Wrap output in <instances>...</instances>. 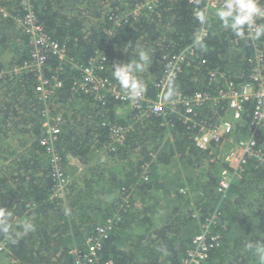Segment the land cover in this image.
Masks as SVG:
<instances>
[{"label": "trees", "instance_id": "16d2710c", "mask_svg": "<svg viewBox=\"0 0 264 264\" xmlns=\"http://www.w3.org/2000/svg\"><path fill=\"white\" fill-rule=\"evenodd\" d=\"M125 1L0 0V6L16 15L24 14L30 4L46 32L67 48L75 63L88 65L97 52L104 53L103 74L112 80L113 62L130 61L137 44L154 45L153 64L143 77L151 98L157 93L154 82L166 65L164 56H174L189 45L195 54H188L172 82L178 92L216 93L219 84L211 80L212 70L234 83L249 79L254 44L224 29L215 11L209 12L207 24L201 26L194 19L190 0H159L154 10L143 9L137 19L114 26L111 13L132 10L141 0ZM204 26L208 33L200 47L194 34ZM12 28H17L14 19L0 13V54L10 42L6 29ZM20 40L22 46L14 50L8 66L4 67L0 56V69L31 59L28 35L22 33ZM59 67L58 58L49 55L45 75L56 73L62 81L51 100L43 101L36 93L33 72L0 79V206L13 207L18 219L34 217L37 226L15 244L0 235V242L6 244L0 250V264H74L71 250L85 249L96 225L115 214V224L101 249L103 260L181 264L194 236L216 214L210 229L220 235L219 242L203 264H257L243 246L247 240L264 236V155L248 158L243 176L223 194L218 186L222 169H231L223 156L228 146L225 150L215 142L208 149L197 146L198 129L184 122L182 106L179 112L169 109L167 114L140 119L134 109L121 116L116 110L124 103L114 97L102 102L76 91L74 81L80 71L70 62L56 72ZM254 105L253 100L246 103L233 135L244 139L256 133L264 154V127L253 123ZM45 108L62 112L64 118L57 146L71 178L65 196L52 197L49 157L39 144ZM196 112L210 121L224 114L210 102L198 106ZM108 123L130 125V129L114 150L104 151L110 140ZM10 136L14 149L5 142ZM28 137L30 146L19 153ZM11 155L15 157L10 160Z\"/></svg>", "mask_w": 264, "mask_h": 264}, {"label": "built area", "instance_id": "2783aa9c", "mask_svg": "<svg viewBox=\"0 0 264 264\" xmlns=\"http://www.w3.org/2000/svg\"><path fill=\"white\" fill-rule=\"evenodd\" d=\"M158 2L159 0H141L135 4L132 10L113 12L109 15V18L114 26L127 24L131 19H137L143 9L154 10ZM191 3L195 9L197 4L194 0ZM219 3L220 0H199V6H207L209 12L215 11ZM0 13L5 17L11 15L17 28L28 35L31 47V59L21 65L0 69V79L22 71L33 72L37 77L36 93L43 101L51 100V95L56 88L62 85V81L56 73V75L51 76L45 75L47 61L49 55L52 54L58 58L60 63V67L56 69V72L69 62L80 71V78L74 81V89L76 91H83L102 102L106 97H114L124 103L130 111L131 109L136 110L137 119L152 114H167L169 109L179 112V106H182L184 108V122L192 123V126H196L198 129L195 137L197 146L201 149H208L212 142L219 144L220 150L228 146L223 156L225 161L230 163L231 169H222L218 186L219 192L223 194L229 190L231 183L235 179L243 176L248 158L253 156L263 157L264 154L258 146L259 137L256 136V133L254 134L253 132L244 139H236L233 135L234 124L242 118L246 103L250 100L255 103L253 123L259 128L264 127L263 40L252 41L254 51L250 56V75L249 79L244 82L234 83L232 80H226L224 73L212 70L210 78L219 84L216 93L196 91L187 95L178 92V95L173 97L170 102H165L163 97L168 90V82L170 80L173 82L174 78L182 70V63L188 54H195L194 46L189 45L174 56L169 54L164 56L166 65L163 67L162 74L158 80L154 82L157 93L153 98L145 94L143 99L130 101L122 98L123 94L119 90L118 83L108 75L103 74L105 71L103 62L106 60L104 53L97 52L88 65L77 64L73 58L69 57L67 48L46 32L30 4L26 5L24 14L13 15L5 7L1 6ZM199 31L203 38L208 33L205 26L200 28ZM109 32L111 33V31ZM206 102L216 105L217 108L224 111V114H219L215 121H210L208 118L198 115L196 108ZM217 112L219 111L217 110ZM42 114L44 121L39 144L45 149L49 157L50 174L53 180L52 197L65 196L71 178L66 172L64 158L57 146L62 131L61 126L64 122L63 114L61 112L54 113L51 108L43 109ZM107 125L109 127L110 140L104 145V151L114 150L118 144L124 141L125 135L130 129V125L125 126L117 123H108ZM124 202L126 201L124 200ZM115 219V216H111L105 222L97 224L93 233L87 238L85 249L73 248L71 250L74 256V264H118L111 258L103 260L100 255L104 241L115 224ZM215 221L216 214H212L203 224L201 232L194 236L192 246L182 258L181 264H203L205 262L210 250L215 247L220 238L219 234L212 232L210 229L211 223H215ZM5 247L6 244L0 242V250Z\"/></svg>", "mask_w": 264, "mask_h": 264}, {"label": "clouds", "instance_id": "9594fccd", "mask_svg": "<svg viewBox=\"0 0 264 264\" xmlns=\"http://www.w3.org/2000/svg\"><path fill=\"white\" fill-rule=\"evenodd\" d=\"M194 2L197 4V7L193 9L194 19L201 26L206 25L209 16L208 7H200L199 0ZM214 16L218 18L223 28L230 30L236 38L250 41H259L264 38V22H261L264 21V0H220L215 8ZM194 42L203 47V35L200 31L194 34ZM155 50L154 45L146 47L137 44L130 61L112 63V77L118 83L119 90L123 94L122 98L130 101L143 99L147 92V84L143 77L146 72H150ZM177 95L178 90L170 80L163 99L165 102H170ZM65 214H70V209L67 207ZM114 216L117 217L116 214ZM36 227L34 217L18 219L13 207L0 206V235L11 243L15 244L35 232ZM260 237V239L247 240L243 247L244 251L256 257L257 264H264V236Z\"/></svg>", "mask_w": 264, "mask_h": 264}, {"label": "crops", "instance_id": "0c3cea01", "mask_svg": "<svg viewBox=\"0 0 264 264\" xmlns=\"http://www.w3.org/2000/svg\"><path fill=\"white\" fill-rule=\"evenodd\" d=\"M6 35L8 36L9 38V45L7 47V49L5 48L4 49V53L0 54V56L2 57L3 59V63H4V67L8 66L9 65V61H10V58L13 57L14 55V50L17 48V47H21L22 46V43H21V35H22V31L18 28H12V29H6ZM121 107H119L116 112L123 116L124 114L121 112ZM129 112H130V109L128 108ZM2 124H5V123H2ZM17 138H19V136H17ZM5 142L7 143L6 145H8V143H10V146L11 148H15V144H14V140H13V136H10V137H7L5 139ZM28 146H30V141H28V143H26L22 148L19 149V153L24 151ZM11 157H15V156H12ZM72 162L76 165V166H79L80 169L84 168V166H80L78 164V160L76 159H73ZM6 163H8V161H6Z\"/></svg>", "mask_w": 264, "mask_h": 264}, {"label": "rangeland", "instance_id": "374dc122", "mask_svg": "<svg viewBox=\"0 0 264 264\" xmlns=\"http://www.w3.org/2000/svg\"><path fill=\"white\" fill-rule=\"evenodd\" d=\"M123 1H125V0H123ZM113 2H114V1H113ZM125 2L127 3L128 0H126ZM8 11H9V10H8ZM8 18H11V15H8ZM120 109H121V112H122L124 115H126V114L129 113V110H128V108L126 107V105L121 106ZM61 113H62V112H61ZM28 139H29V137L27 138V143H28ZM221 149L225 150V148H221ZM0 158H1V161H3V156L0 155ZM12 158H14V157H11L10 160H11Z\"/></svg>", "mask_w": 264, "mask_h": 264}]
</instances>
